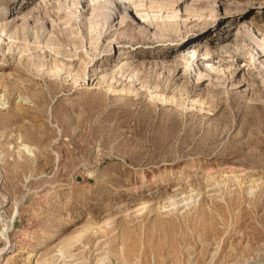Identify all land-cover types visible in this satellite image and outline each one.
<instances>
[{"label":"rangeland","instance_id":"374dc122","mask_svg":"<svg viewBox=\"0 0 264 264\" xmlns=\"http://www.w3.org/2000/svg\"><path fill=\"white\" fill-rule=\"evenodd\" d=\"M76 1L0 0V264H264V0Z\"/></svg>","mask_w":264,"mask_h":264},{"label":"bare ground","instance_id":"6f19581e","mask_svg":"<svg viewBox=\"0 0 264 264\" xmlns=\"http://www.w3.org/2000/svg\"><path fill=\"white\" fill-rule=\"evenodd\" d=\"M24 1H26L25 2V4H23V6L25 7L27 4H28V1L29 0H24ZM79 3H81V0H77ZM77 1H76V3H77ZM95 2V1H94ZM99 2V1H98ZM104 3V2H103ZM78 4V3H77ZM88 4V3H87ZM97 4V3H96ZM100 4H102L101 2H100ZM106 4V3H105ZM104 4V5H105ZM95 5V4H94ZM244 5V4H243ZM93 6V5H92ZM63 6H61L59 9H57V10H55V11H51V12H49L50 13V15H52V16H54V17H61V16H63V15H67V13H66V11H65V9L64 8H62ZM94 7V6H93ZM111 8V7H110ZM89 10H91V11H93V8L92 7H87L84 11L85 12H88ZM94 12V11H93ZM92 12V13H93ZM109 12H111L110 14H115L116 15V13L118 12H120V7H119V5H117L116 3L114 4V6L112 7V9H110L109 10ZM238 12V11H237ZM227 15H229V14H227ZM68 17V16H67ZM69 22V21H68ZM196 23L198 24L199 23V28H198V30H205V29H207V28H210V26H211V22L210 21H205V20H202V21H196ZM228 29H230V31H232L233 29H234V27H231L230 25H228V26H226ZM65 28V27H64ZM11 30V25L10 26H8V25H6V24H2V25H0V33H1V36L3 35V34H5V35H8V36H6V38H4V40H5V42L4 41H1L0 40V44H9V47H13V46H19L18 44H17V42H14V41H12V39H18L19 37H22V39H24V38H27V35H25V34H23V33H20V32H16V33H14V32H11L10 31ZM0 36V37H1ZM9 39H11L10 41H8ZM7 41V42H6ZM217 44H218V42H217ZM201 46V45H200ZM203 47V46H202ZM201 47V48H202ZM214 57V56H213ZM205 60H206V62H210V61H212V56H210V55H207V56H205ZM209 72V71H208ZM199 74H201V72L199 73ZM76 77V76H75Z\"/></svg>","mask_w":264,"mask_h":264}]
</instances>
